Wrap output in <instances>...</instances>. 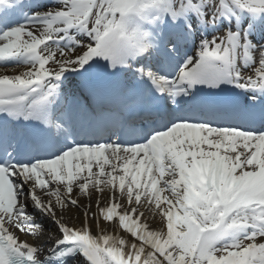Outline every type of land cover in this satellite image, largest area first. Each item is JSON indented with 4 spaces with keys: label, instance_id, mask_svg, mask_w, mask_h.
I'll list each match as a JSON object with an SVG mask.
<instances>
[{
    "label": "snow or ice",
    "instance_id": "6c2138e0",
    "mask_svg": "<svg viewBox=\"0 0 264 264\" xmlns=\"http://www.w3.org/2000/svg\"><path fill=\"white\" fill-rule=\"evenodd\" d=\"M56 4L0 0V264H44L29 205L77 264H264V0Z\"/></svg>",
    "mask_w": 264,
    "mask_h": 264
},
{
    "label": "bare ground",
    "instance_id": "6f19581e",
    "mask_svg": "<svg viewBox=\"0 0 264 264\" xmlns=\"http://www.w3.org/2000/svg\"><path fill=\"white\" fill-rule=\"evenodd\" d=\"M47 10L48 9H46L44 11H47ZM44 11H40V12H44ZM245 16H247V15H245ZM30 24L31 23H24L22 25H30ZM144 31H148V30H144ZM153 34L155 35V31L153 32ZM201 41H202V39H200L199 37H196V38H194L192 43H188V45L180 47V50H184V49L186 50V48H187L186 52L183 53L184 56L188 55L189 52L192 53V55H190V56H194L193 54H196V52H197V50L201 44ZM14 63H15L14 61H11L10 64L8 63L9 67H11V65H13ZM0 68H3V66H0ZM22 70H24L23 66H21L20 68L17 69L18 72L22 71ZM9 74H11V73H9ZM93 170L95 171L96 169L94 168ZM107 196H108V194L105 193V197H107ZM81 200L84 203H87L86 198L81 197ZM29 207H30L31 215L33 217H35V222L42 225L43 229H44V233L41 237V250H42L41 253H44L47 249L51 248L53 245L56 244L55 239L50 238L49 234H52V236L54 237V235L57 232V227H56V224L52 220L51 217H49L45 214H42L34 205H29ZM92 210L95 211V196L93 197V208H92ZM67 215L71 216L72 222L79 224V218L81 215L79 212L72 210V212L67 213ZM90 224H91V221H90ZM102 227L104 228L105 232H107L108 234H115L116 233V230L111 226V224H108L106 222H102ZM67 264H77L76 256L71 261H69Z\"/></svg>",
    "mask_w": 264,
    "mask_h": 264
}]
</instances>
